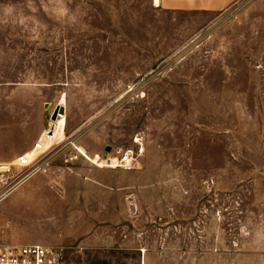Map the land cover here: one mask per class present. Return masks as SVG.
Returning a JSON list of instances; mask_svg holds the SVG:
<instances>
[{"label": "rangeland", "instance_id": "1", "mask_svg": "<svg viewBox=\"0 0 264 264\" xmlns=\"http://www.w3.org/2000/svg\"><path fill=\"white\" fill-rule=\"evenodd\" d=\"M0 82L37 85L48 131L66 122L1 192L0 244L64 246L66 264H264V0H0ZM78 148L132 151V168Z\"/></svg>", "mask_w": 264, "mask_h": 264}, {"label": "crops", "instance_id": "2", "mask_svg": "<svg viewBox=\"0 0 264 264\" xmlns=\"http://www.w3.org/2000/svg\"><path fill=\"white\" fill-rule=\"evenodd\" d=\"M243 0H151V5L166 12H226ZM36 84L0 82V166L10 164L33 152L48 131L47 103ZM31 87V88H30ZM31 91V93H30ZM42 156L39 163L51 165V158Z\"/></svg>", "mask_w": 264, "mask_h": 264}, {"label": "built area", "instance_id": "3", "mask_svg": "<svg viewBox=\"0 0 264 264\" xmlns=\"http://www.w3.org/2000/svg\"><path fill=\"white\" fill-rule=\"evenodd\" d=\"M40 141L41 139L34 150L39 147ZM133 161V152L128 151L119 157L103 159L101 165L112 169H130L132 168ZM35 163L36 161L32 160L30 162L27 159V155H24L10 164L0 166V194L8 188L10 184L9 179H11V175L16 168H35ZM70 251V248L64 246L0 244V264H66Z\"/></svg>", "mask_w": 264, "mask_h": 264}, {"label": "bare ground", "instance_id": "4", "mask_svg": "<svg viewBox=\"0 0 264 264\" xmlns=\"http://www.w3.org/2000/svg\"><path fill=\"white\" fill-rule=\"evenodd\" d=\"M155 2H156L155 4H157L158 0H155ZM65 125H66L65 119H62V121H59V122L55 123L52 126V129H50L51 133H49V131H48V132L43 134V136L41 138V141L39 142V147H37L36 150H33L32 153L27 154V159H29V161L31 162L36 157V155H38L40 153V151L42 149L49 147V145L53 144V142H62V141H64V138H65ZM77 151L83 157H86L87 159L89 158L87 156L86 152L82 148H78ZM88 160H90V159H88ZM90 161L93 162V164H95L98 167H105V166L101 165L102 162L99 161V157H95L93 160H90ZM97 161H98V163H97Z\"/></svg>", "mask_w": 264, "mask_h": 264}, {"label": "water", "instance_id": "5", "mask_svg": "<svg viewBox=\"0 0 264 264\" xmlns=\"http://www.w3.org/2000/svg\"><path fill=\"white\" fill-rule=\"evenodd\" d=\"M64 114H65V108H64L63 106H60V107L56 110V112L54 113L53 119L55 120V119L58 117V115H64ZM50 131H51V130H49V133H51Z\"/></svg>", "mask_w": 264, "mask_h": 264}]
</instances>
